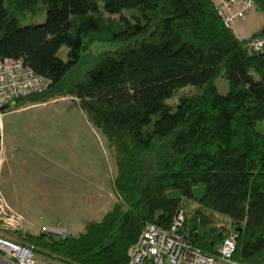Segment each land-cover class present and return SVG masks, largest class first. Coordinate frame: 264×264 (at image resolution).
<instances>
[{
	"label": "trees",
	"instance_id": "1",
	"mask_svg": "<svg viewBox=\"0 0 264 264\" xmlns=\"http://www.w3.org/2000/svg\"><path fill=\"white\" fill-rule=\"evenodd\" d=\"M263 32L238 39L215 0H0V60L49 80L10 110L75 99L117 167V201L83 233L0 236L50 264H129L145 225L168 229L182 211L194 248L216 256L234 235L235 262L264 264V52L246 48ZM97 43L111 49L90 52Z\"/></svg>",
	"mask_w": 264,
	"mask_h": 264
},
{
	"label": "rangeland",
	"instance_id": "2",
	"mask_svg": "<svg viewBox=\"0 0 264 264\" xmlns=\"http://www.w3.org/2000/svg\"><path fill=\"white\" fill-rule=\"evenodd\" d=\"M44 20L45 13L41 12L22 24H41ZM263 27L264 13L252 10L231 30L242 39ZM110 49L97 43L89 51ZM214 84L221 95L228 93L223 77ZM176 100L175 95L170 102ZM76 102L63 97L45 104L27 103L4 116L0 210L20 216L23 223L12 230L0 215V235L13 234L14 239L18 234L37 236L41 226L58 225L77 236L84 232L86 222L101 220L117 201L113 190L115 155L107 137L87 120ZM256 130L264 135V120L256 124Z\"/></svg>",
	"mask_w": 264,
	"mask_h": 264
},
{
	"label": "built area",
	"instance_id": "3",
	"mask_svg": "<svg viewBox=\"0 0 264 264\" xmlns=\"http://www.w3.org/2000/svg\"><path fill=\"white\" fill-rule=\"evenodd\" d=\"M216 11L223 25L232 28L253 10L252 0H215ZM246 48L249 53L264 52V32L250 39ZM49 80L24 65L20 59L0 60V156L4 150L3 119L14 103L26 97L44 92ZM2 202V200L0 199ZM1 208V207H0ZM4 223L10 229L22 226L23 219L0 210ZM183 213L178 211L168 229L146 224L129 254V264H239L233 260L235 237L225 238L217 248L216 256H209L188 242L182 232ZM36 235L48 234L66 238L68 232L60 226H41ZM0 264H50L37 254L32 246L21 245L0 236Z\"/></svg>",
	"mask_w": 264,
	"mask_h": 264
},
{
	"label": "crops",
	"instance_id": "4",
	"mask_svg": "<svg viewBox=\"0 0 264 264\" xmlns=\"http://www.w3.org/2000/svg\"><path fill=\"white\" fill-rule=\"evenodd\" d=\"M251 11H252V10H251ZM251 11H250V12H251ZM253 11H254V10H253ZM237 23H238V22H237ZM237 23H236V24H237ZM236 24H235V25H236ZM259 31H261V30H259ZM259 31H257V32H259ZM257 32H256V33H257ZM254 34H255V33H254ZM254 34H252V35H254ZM252 35H251V36H252ZM251 36H250V37H251ZM247 38H249V37L242 38V39H247ZM238 39H239V38H238ZM101 189L103 190V189H104V187H103V186H101ZM103 196H104V192H103ZM73 203H75V202L73 201ZM99 221H100V220H99Z\"/></svg>",
	"mask_w": 264,
	"mask_h": 264
}]
</instances>
